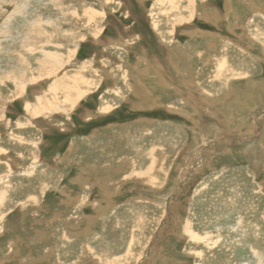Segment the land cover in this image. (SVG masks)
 Here are the masks:
<instances>
[{
    "label": "rangeland",
    "instance_id": "obj_1",
    "mask_svg": "<svg viewBox=\"0 0 264 264\" xmlns=\"http://www.w3.org/2000/svg\"><path fill=\"white\" fill-rule=\"evenodd\" d=\"M0 264H264V0H0Z\"/></svg>",
    "mask_w": 264,
    "mask_h": 264
},
{
    "label": "bare ground",
    "instance_id": "obj_2",
    "mask_svg": "<svg viewBox=\"0 0 264 264\" xmlns=\"http://www.w3.org/2000/svg\"><path fill=\"white\" fill-rule=\"evenodd\" d=\"M36 21V20H35ZM38 21V20H37ZM41 22V21H40ZM34 23V22H33ZM35 23H37V22H35ZM38 24V23H37ZM48 26H52L53 27V24H52V22L50 23V22H45V21H43V23L42 24H40V25H38V28H42V27H48ZM29 30V29H28ZM37 30V29H36ZM36 30H33V31H36ZM30 31V30H29ZM32 31V32H33ZM30 49V48H29ZM28 50V49H27ZM32 51V50H31ZM44 52V51H43ZM75 54L76 52L74 51V52H72L71 53V55L72 54ZM23 56V55H22ZM44 59L43 60H40V63H45V65L48 67H52V66H55V68H58V66L60 65V66H62L61 68H64V66H65V61L63 60V58H61V56L60 55H58V53L57 54H53V53H45V55H44ZM69 59H71V57L69 58ZM24 59L22 58V61H23ZM25 61V60H24ZM43 65V64H42ZM67 66V65H66ZM85 66V65H84ZM68 67V66H67ZM40 68H41V66H40ZM55 68H53V70L55 69ZM61 68H58V69H60L61 70ZM92 68V66H89V65H87L86 67H85V69H91ZM49 69H51V68H49ZM57 69V70H58ZM45 71H46V73H48L47 75L50 77V71L51 70H49L48 71V69L46 70V68L44 69ZM52 70V73L51 74H54L55 72H58L57 70L55 71H53ZM23 73H26V72H24V71H22ZM38 73H42L43 74V70H42V72L40 71V72H38ZM45 74V73H44ZM56 74V73H55ZM80 75V74H79ZM82 75V74H81ZM43 76V75H42ZM63 81H62V80ZM60 80L62 81V84H65V85H68L67 84V82L68 81H71V83L72 84H70L69 86H68V88H69V90H68V94H66V100H67V102H68V104H72V107L73 108H76V106H77V104L78 103H76L77 102V100H79V99H84V97L85 96H87V94H89V92H86V91H84L83 90V85H86V84H79L81 81L83 82V80L84 79H81L79 76H76L75 78H72V79H69L66 75L64 76V77H62ZM60 80H56L52 85H51V87L48 89V93H50V92H52V94L55 96L58 92H60V90H63V91H66L65 90V88L59 83V82H61ZM79 82V83H78ZM81 82V83H82ZM86 82V81H85ZM87 87L89 86V85H86ZM22 91V90H21ZM23 93V92H22ZM47 93V94H48ZM71 94H73L74 95V98H72L71 97ZM76 94V95H75ZM22 95V94H21ZM67 97H68V99H67ZM77 97V98H76ZM38 98H40V99H37L38 101H39V103H37V106H39V109H35V112L36 113H38L37 115H39L40 113H43V111L45 112V111H49V109L50 108H48V106L50 105V103L51 102H49L48 100V95L47 96H44V97H38ZM53 101H57L55 98H53L52 99V102ZM60 105H62L61 103H59ZM27 106V107H26ZM62 106H64V105H62ZM25 107L27 108H25V111L27 110V112H28V114L29 113H31L32 111H31V108H33L32 107V105L30 104V103H27V105L25 104ZM58 107H60V106H58ZM42 108V109H41ZM44 109V110H43ZM57 109H55V110H52V111H56ZM60 111H62L61 109H59ZM60 111H58V112H60ZM20 125V124H19ZM30 171V170H29ZM31 172V171H30ZM148 180H150V178H148ZM147 181V180H146ZM1 200H2V198H1ZM4 201V200H3ZM4 203V202H3ZM4 206V205H3Z\"/></svg>",
    "mask_w": 264,
    "mask_h": 264
}]
</instances>
